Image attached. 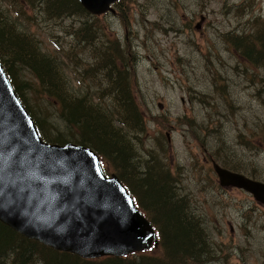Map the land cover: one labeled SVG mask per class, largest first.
<instances>
[{
  "label": "rangeland",
  "instance_id": "rangeland-1",
  "mask_svg": "<svg viewBox=\"0 0 264 264\" xmlns=\"http://www.w3.org/2000/svg\"><path fill=\"white\" fill-rule=\"evenodd\" d=\"M0 5L55 59L75 93L73 88L95 93L115 87L111 77L123 56L143 126L123 128L114 115V134L129 141L126 155L133 167L122 178L131 187L137 182L150 188L157 173L167 170L174 192L169 204L186 203L216 245L210 264H264V205L241 187L221 185L212 165L264 183V66H252L224 41L225 33L246 32L251 19L264 17V0H131L122 13L115 7L106 15L87 12L98 35L86 40L77 27L91 20L88 15L53 16L23 0ZM17 74L33 86L25 100L53 128L44 129L47 139L51 132L66 139L74 134L57 102L36 92L40 84L29 70L19 66ZM112 100H106L111 109ZM105 156V171L115 173ZM132 191L142 199L139 186L133 184ZM157 245L143 252L157 254Z\"/></svg>",
  "mask_w": 264,
  "mask_h": 264
},
{
  "label": "trees",
  "instance_id": "trees-1",
  "mask_svg": "<svg viewBox=\"0 0 264 264\" xmlns=\"http://www.w3.org/2000/svg\"><path fill=\"white\" fill-rule=\"evenodd\" d=\"M23 1L33 9L37 8L53 16L70 13L88 15L91 20H85L77 29L83 33L84 40L98 35L92 32L97 23L92 20L94 16H90L77 0ZM129 2L131 0H116L114 7L121 12L124 8L123 3L127 5ZM14 20L15 18L12 20L9 13L0 5V61L16 93L34 119L41 137L50 143L75 142L89 146L100 156L103 164H107L105 155L110 156L113 171L127 188L132 190L133 184L139 186L142 199L137 197V202L157 230L158 252L157 254L155 251L149 254L137 252L125 256L108 255L95 259L82 258L29 239L0 221V264H210L213 254L217 252L216 245H212L202 221L190 214L189 208H185L186 203L169 204L173 202L174 192L173 186L165 178L167 170L157 173L158 178L155 183L152 181L149 183L150 188L142 189L141 184L132 181L131 187V184L122 178L127 173L130 175V169L133 167L126 155L129 141L123 143V140H127L124 135L114 134L119 132L112 123L114 115L116 113L120 115L119 122L123 128L140 129L143 126V116L132 93L133 88L129 87L126 73L123 71L126 68L125 58L121 56V67H117V73L111 77V84H115V87L108 86L106 92L95 93L73 88L75 93L66 87L63 72L55 59L43 52L38 41ZM249 24L251 29L246 32L225 33L224 41L252 66H264V17L251 19ZM19 66L27 68L39 82L40 89L36 92H43L51 102H57L60 116L68 128H74L75 135L72 134L66 139L61 133L51 132L52 140L47 139L44 129L50 132L53 128L46 118L38 117L25 100L24 93L28 89L33 90V86L19 80L17 74ZM112 66L117 65L113 63ZM92 96L98 98L97 102L92 100ZM111 97L113 102L110 106L113 109L106 102ZM166 167L165 165V169ZM148 175L149 173H142L141 178ZM161 180L165 181V184ZM155 197L161 203L160 207L155 202ZM49 251L55 256L51 257Z\"/></svg>",
  "mask_w": 264,
  "mask_h": 264
},
{
  "label": "water",
  "instance_id": "water-1",
  "mask_svg": "<svg viewBox=\"0 0 264 264\" xmlns=\"http://www.w3.org/2000/svg\"><path fill=\"white\" fill-rule=\"evenodd\" d=\"M77 1L97 15L112 11L115 0ZM215 169L221 185L241 187L264 205V183ZM0 221L27 238L83 257L123 255L157 243L152 225L117 177H105L96 153L40 139L1 63Z\"/></svg>",
  "mask_w": 264,
  "mask_h": 264
},
{
  "label": "bare ground",
  "instance_id": "bare-ground-1",
  "mask_svg": "<svg viewBox=\"0 0 264 264\" xmlns=\"http://www.w3.org/2000/svg\"><path fill=\"white\" fill-rule=\"evenodd\" d=\"M5 70V69H4ZM6 72V71H5ZM7 74V73H6ZM123 95V94H122ZM27 110V109H26ZM160 161V160H159ZM34 165V164H33ZM88 165V164H87ZM160 165V164H159ZM85 167H87V166H85ZM183 194V193H182Z\"/></svg>",
  "mask_w": 264,
  "mask_h": 264
}]
</instances>
